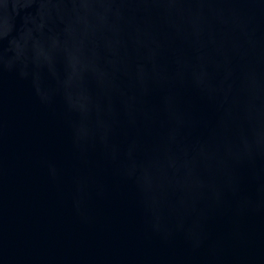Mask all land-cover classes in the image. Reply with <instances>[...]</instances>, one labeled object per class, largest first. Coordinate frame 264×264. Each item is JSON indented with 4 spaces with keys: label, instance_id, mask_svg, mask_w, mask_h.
<instances>
[{
    "label": "water",
    "instance_id": "water-1",
    "mask_svg": "<svg viewBox=\"0 0 264 264\" xmlns=\"http://www.w3.org/2000/svg\"><path fill=\"white\" fill-rule=\"evenodd\" d=\"M0 264H264V0H0Z\"/></svg>",
    "mask_w": 264,
    "mask_h": 264
}]
</instances>
